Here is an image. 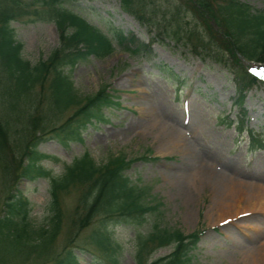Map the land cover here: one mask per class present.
Listing matches in <instances>:
<instances>
[{
  "label": "rangeland",
  "instance_id": "1",
  "mask_svg": "<svg viewBox=\"0 0 264 264\" xmlns=\"http://www.w3.org/2000/svg\"><path fill=\"white\" fill-rule=\"evenodd\" d=\"M241 1L264 10V0ZM158 3L168 4L167 0ZM68 6L108 34L116 46L106 57L90 56L66 69L77 92L90 95L107 85L120 104L104 108V118L88 125L83 141L54 137L39 145L40 151L58 158L42 161L50 176L12 182L0 166V214L15 183L30 201L31 222L43 224L49 215L50 178L60 176L65 165L85 152L99 163L125 155L135 159L126 174L148 188L142 200L154 206L138 226L142 231L150 232L156 224L185 234L198 231L199 241L189 252L191 264H253L264 256V149L250 148L251 133L237 128L243 125L264 140V67L255 68L263 83L248 90L240 107L231 70L210 57L195 55L161 28L149 31L122 9L121 0H72ZM12 26L23 45L21 56L33 65L59 46L54 21L25 13ZM114 31L151 45L133 54L118 43ZM73 111L64 113L58 123ZM234 182L242 191L228 197L226 187ZM77 198L75 191L62 196L68 213ZM225 199L229 203L222 206ZM97 224L98 220L84 229L75 242L85 249L80 252V264L106 262L108 253L98 250L89 238ZM136 227L110 223L120 264H137ZM70 234L66 226L56 244L63 247ZM175 246L160 247L145 256L150 261L165 257Z\"/></svg>",
  "mask_w": 264,
  "mask_h": 264
},
{
  "label": "trees",
  "instance_id": "2",
  "mask_svg": "<svg viewBox=\"0 0 264 264\" xmlns=\"http://www.w3.org/2000/svg\"><path fill=\"white\" fill-rule=\"evenodd\" d=\"M70 1L0 0L1 115L4 112L0 116V166L12 182L50 176L42 161L58 158L40 151L39 145L54 137L83 141V131L94 119L104 118V108L120 104L107 85L94 94L80 95L72 75L66 71L92 55L106 57L115 50L112 38L70 8ZM167 3L121 0V7L149 31L161 28L175 43H183L192 53L210 57L231 70L236 102L242 107L246 92L262 83L250 73L243 59L264 62V10L241 0ZM25 13L54 21L60 37L59 46L49 57L34 65L21 56L23 45L17 41L12 26V21ZM114 36L133 54L150 47L122 32L114 31ZM70 109H74L72 114L59 124ZM238 128L245 129L242 125ZM252 136L251 147L264 148V141ZM134 161L118 155L99 163L89 152L74 158L60 176L50 178L49 215L40 225L31 222L30 201L12 183L0 214V264H80V252L85 249L75 242L96 220L98 224L89 238L98 250L108 253L104 264H120L114 253L111 222L137 226V264H191L189 252L199 241L198 231L185 234L156 224V228L145 233L138 227L145 223L154 206L142 200L148 188L135 184L126 174ZM72 191L77 192L78 198L72 213H68L62 196ZM66 226L71 237L60 247L56 243ZM173 243L174 251L165 257L150 261L145 256Z\"/></svg>",
  "mask_w": 264,
  "mask_h": 264
},
{
  "label": "bare ground",
  "instance_id": "3",
  "mask_svg": "<svg viewBox=\"0 0 264 264\" xmlns=\"http://www.w3.org/2000/svg\"><path fill=\"white\" fill-rule=\"evenodd\" d=\"M238 184H236L235 182L230 184V185H227L226 189H227V196L228 197H234L238 192H241L242 191V188H238ZM228 199V198H227ZM227 199H225L224 201L222 200L221 202L222 203V206L227 205L229 202L227 201ZM218 207V206H217ZM221 209V208H220ZM219 214V217H221L222 213H218ZM209 218H211V216L209 215ZM212 220V218L210 219ZM253 264H264V256H262L261 258H256V260H254Z\"/></svg>",
  "mask_w": 264,
  "mask_h": 264
},
{
  "label": "snow or ice",
  "instance_id": "4",
  "mask_svg": "<svg viewBox=\"0 0 264 264\" xmlns=\"http://www.w3.org/2000/svg\"><path fill=\"white\" fill-rule=\"evenodd\" d=\"M251 71L254 72V73H256V74H259V73L256 72V69L255 68L251 69Z\"/></svg>",
  "mask_w": 264,
  "mask_h": 264
}]
</instances>
